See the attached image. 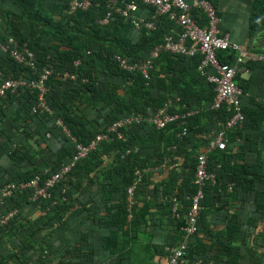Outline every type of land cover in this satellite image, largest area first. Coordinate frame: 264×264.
<instances>
[{
    "label": "crops",
    "instance_id": "crops-1",
    "mask_svg": "<svg viewBox=\"0 0 264 264\" xmlns=\"http://www.w3.org/2000/svg\"><path fill=\"white\" fill-rule=\"evenodd\" d=\"M65 1L35 0L31 5V10L30 8L25 10L23 3L16 4L12 0H0V41L2 37L5 38L8 35L9 24L13 21L24 37L30 38V26L35 21L29 19L31 16L32 19L36 17L38 20L35 22L34 32L37 33L40 42L43 45H59L53 32L40 20L46 18L52 20L53 23H60L65 19V15H75L64 7ZM210 1L221 18V30L230 35L232 42L252 52H264V0ZM138 14L144 18H150L152 10L142 7ZM198 14L200 23L204 25V14L200 11ZM254 14L260 16V21L257 24L258 28L251 32V18ZM163 31L179 33L176 26L170 22L163 23ZM83 37H88V39L78 38V42H91L94 50L106 54L105 51L113 53L128 45L130 48L135 47L145 39L144 37L150 40L153 33L147 31L144 33L142 30H136L123 24L110 25L102 30H96L93 37L87 35ZM61 49L66 50L67 48L61 47ZM141 55L145 59L148 53L142 51ZM224 56L225 60L231 63L235 61L234 54ZM195 59L198 58L187 59L186 63H181L176 56L163 57L155 68L150 95L156 101L159 96L163 95L162 106L170 104L173 112L181 110L180 88L189 89L192 94L199 92V87L195 84L191 85V88L183 84V81L185 83L196 81L195 75L194 78L186 72ZM75 64L78 66L80 62ZM175 75L179 76L175 78ZM56 77L59 82H63L61 74ZM92 77L96 81L97 89L102 92V94L96 92L99 100L96 105H93V93H87L82 89L73 92L75 97L73 114L91 121L93 129L103 131L108 125V117L113 116V113L114 115L120 113V105L123 99L129 98L131 93L129 91L133 86L109 68H101L99 65L96 70L92 71ZM172 80H176V83L174 84ZM237 81L243 91L242 106L247 111H252V116L261 122L259 130H246L244 136L229 135L226 153L217 150L209 151L208 145L204 144L200 135L205 131H216L219 125L210 116L202 115L196 124L198 135L192 137L181 153L175 151L174 156H168L170 161L163 169L150 172L145 177L136 195L137 204L131 220L124 216L126 212L124 183L118 181L115 174H113L114 180L111 181L105 169L106 165L113 164V167L111 166L107 171L115 172L114 167L120 168L121 166L114 160H126L128 155L121 153L119 158H114V155L109 158L106 156L107 153L101 154L94 159L92 166L86 170H79L73 176L76 182L77 210L70 214V217L67 215V218L69 217L67 222L55 230L43 228L34 236H31V232L17 231L12 237H2L0 239V264H45V262L67 264L69 260H65L64 257H70L75 250V255L90 260L92 264H167L165 249L179 243L185 224L179 230L176 228L170 218L168 205L163 203L159 196L161 192L171 190L183 197L180 191L184 192L185 188L182 187L180 190H175V188L181 187L193 171L189 167L190 161L185 163L187 156L185 150L194 151V158L201 153H206L208 159L212 155L221 160L223 167L218 160L210 158L211 165L226 179H229L230 175L223 168L229 166L228 160H231V165L254 166V169H250L253 170L252 173L258 176L264 175V65L247 62L238 75ZM73 87L74 89L79 88L78 85ZM68 88V86L59 85L57 90L64 92ZM18 99V94L12 95L11 98H0V133H2V137L0 136V181L3 183H5L3 176H8V173L25 172L31 168L25 166L26 163L23 162L21 163L23 165L17 168L9 157L13 152L23 153L29 145L37 151L43 150L44 157L42 156L41 159L48 161V167L43 166L44 170L40 173H52V160H54L52 157L62 152V146L51 138L50 134H43L46 128L40 125L39 119L32 122L26 119L24 112H21L22 117H17L20 112ZM201 102L205 104L204 101ZM154 103L153 101L152 105H155ZM189 104L197 110L196 98L191 96ZM154 112L155 109L152 106L147 108L149 116ZM29 124L32 125L29 126ZM27 131L35 137L30 139ZM176 137L178 138V133ZM140 140L137 135V141ZM156 145L160 149L163 148V151L154 153L152 145L141 147V150L139 146L134 145L133 150L137 148V152L133 153L139 152L143 160L150 157L146 162L149 163L148 166L156 160L162 163L168 153L173 151L163 142ZM165 146H167L166 149ZM160 154H164V157L163 155V158L160 157ZM245 172L249 171L245 170ZM247 175V179L256 181L254 176ZM116 186H118L117 190L114 189ZM255 188L260 196L263 195L264 180L257 183ZM241 189L235 197H222L220 203L204 209L199 235L185 264H264V209L261 208L264 201L259 198L260 196L256 199V191L246 192ZM104 190L107 191L105 195ZM211 194L213 193L210 192ZM211 198V196L208 197V203L211 202ZM181 209H184V205L180 200ZM40 218V214L34 213L32 215L33 225H36ZM225 246L238 248L239 251H230L233 256L230 259L225 255L229 252ZM47 249L50 253V261L44 255ZM221 259L222 262H220Z\"/></svg>",
    "mask_w": 264,
    "mask_h": 264
},
{
    "label": "trees",
    "instance_id": "trees-1",
    "mask_svg": "<svg viewBox=\"0 0 264 264\" xmlns=\"http://www.w3.org/2000/svg\"><path fill=\"white\" fill-rule=\"evenodd\" d=\"M14 3H23L25 4L26 9L25 10H31V5L34 4L35 0H12ZM106 0H99L101 3L99 7H92L88 11H78L75 13V15H65V19L61 21L60 23H53L52 20H47L44 18V20H40V22H43L44 25L48 29H50L55 38L59 41V45H43L41 40L37 38V33L34 32V25L35 22H37L36 17L30 16L29 19L35 20L34 23H31L30 26V38H25L24 35L19 31L15 21L11 22L9 24L8 30L9 33L7 36H13L16 39L19 40L20 43H25L27 46L35 53L36 59L38 62L39 69L45 67L46 65L51 64L53 66V75L50 77L49 81L47 82V87L49 89V92L47 94V103L49 107L52 110V113H39V114H32L31 109L33 106L37 103L38 93L36 91H31L29 89H21L18 93L19 95V105H20V112L17 114V117H22V113H25L26 119H30L32 122H35L37 119L40 121V125L44 126L46 128V132L43 134H50V137L55 139L61 146H62V152L60 155L52 157L54 160L52 171L56 172L60 166L66 162H69L73 155L75 154L76 150V144L71 139V137L75 138L78 143L86 145L88 144L97 134H99L102 131H99L97 129H93L91 127V121L84 120L80 116H77L73 114L74 110V101L75 97L73 92H78L80 89L84 90L87 93H93L92 101L93 105H96L98 98V94H102L101 91L97 89L96 81L92 77V71L96 70L98 65L101 68H109L110 71H113L114 73L120 75L122 78L126 79L131 86V90L129 91L130 96L129 98H125L122 101V104L120 105L119 114H112L110 118L108 117V125L106 128L114 123L115 121L126 117L130 115L132 112L137 113H143L146 116H149L147 113V108L151 107L155 109V111L160 108L163 105V95L159 96V99L157 101L150 95V88L153 87V74L155 71L156 66L159 64L160 60L163 57L166 58H172V56H176L179 58L181 63H186L187 59H195L193 63L188 67V70H186L187 73L191 74L192 77H196V81L194 83H185L183 81V84H186V87H190L191 85L195 84L199 87V92L197 93H190L189 89H182L179 90L180 95V104L182 108L184 107L188 110H196L195 108H192V105H190V97H194L197 99V110H199V113L196 115H193L188 118V133L186 136L182 137L180 140L176 137V134L179 132L176 124H171L169 127H167L164 130H157L154 127H152L147 122L136 125L131 127L125 135L124 140H117L115 139L112 142H104L102 143L97 150L93 151L87 158L81 160L77 163L76 167L73 169L71 176H75V174L79 170H86V168H89L92 166L91 163H93L94 159L101 154H106V156L119 158L120 154H124L128 149H132L134 145H137L140 147H149L152 145V149L154 150V153H159V151H163V148L160 149L157 147L156 144H159L161 142L164 143V145H168L170 147L175 146L176 147V153L180 152L184 149V147L187 145L189 141L192 140V137H194L196 134L198 135V129H196V124L199 121V118L202 115H208L211 119H214L216 121V124L219 125V129L216 131H205V133H201L200 139L204 142V144L207 146L209 145L210 141L215 137V135L224 129L227 121L231 117L232 113L227 111L225 107H222L220 110H214L212 109V105L216 96L214 86L206 81L205 78H203L200 73L198 72V65L200 64L201 57L196 56L193 58H186L183 56L178 55H172V54H163L161 57L155 62L154 69L151 73L152 78L149 82V85L145 84L144 79L142 76L138 73L136 74H129L126 71H123L119 65L113 60V56L116 54L123 55L127 58H129L131 61H139L143 60V55H141V52H147L148 54L150 51L159 43L162 42L163 36L166 32L163 31V23H169L167 17H161L159 22L157 23V29L153 33V37L147 39V37H144L145 39L142 40L141 43L136 45L135 47L130 48L123 47L118 49L115 52H108L105 51L106 54L102 51H96L92 47L91 42H84L79 41L78 38L87 40L88 37L84 38V35L93 37L95 35L96 30H102L105 27H109L110 25H123L126 24L130 27L131 24L129 22L124 21L120 17H116L114 20H112L108 25H101L99 24V21L102 20L106 15V6H105ZM71 0L65 1V6L67 10H69V4ZM142 8V7H141ZM199 11H194L193 15L199 19ZM260 21L259 15H253L251 18V32L256 30L258 28V22ZM172 23V22H170ZM173 24V23H172ZM202 24V23H201ZM174 25V24H173ZM144 33L146 31L143 30ZM164 32V33H163ZM168 33V32H167ZM5 37V38H6ZM3 38V39H2ZM1 39L4 40L5 38L2 37ZM76 38V39H75ZM149 38V37H148ZM1 40V41H2ZM61 47H66V50H62ZM226 53H219V60L223 63H228V60H225ZM80 62L78 66H76V62ZM190 64V62H188ZM65 71L75 72L80 77H86L88 79L87 83H81L79 82H70V81H63L59 82L56 78L58 74H62ZM0 72L4 73L6 77H18L19 75L26 73V69L22 66L16 64L8 55L3 54L0 52ZM179 75H175V78ZM194 77V78H195ZM178 79V78H177ZM192 81V80H191ZM172 82L175 84L176 80H172ZM78 85L79 88H75L73 86ZM59 85H65L69 88L66 89L64 92H59L57 89L59 88ZM244 86V85H243ZM244 90V89H243ZM245 91V90H244ZM97 92V93H96ZM96 93V94H95ZM200 93V94H198ZM12 95H8V98H11ZM18 98V97H17ZM101 98V97H100ZM101 100V99H100ZM155 102V105H152V102ZM201 101H204L205 104L203 105ZM154 106V107H153ZM199 108V109H198ZM201 109V110H200ZM243 113L245 115V122L237 127L234 130L229 131V135H237V136H244L246 130H252L256 131L259 130L261 127L259 126L260 121L258 122L254 116H252V111H247L243 108ZM182 110V109H181ZM184 111V110H183ZM22 112V113H21ZM61 120L62 123L67 127V129L70 131L71 137L64 134L62 128H60L57 125V121ZM253 121V123H252ZM32 124H29L31 126ZM105 128V129H106ZM152 128V129H150ZM104 129V130H105ZM103 130V131H104ZM29 138H34L35 136H32V133H29ZM137 135H139L140 141H137ZM0 136L2 137V133H0ZM40 138H42V135H40ZM250 138V136L246 135ZM150 143V144H148ZM149 145V146H148ZM1 144V148H2ZM167 146H165L166 149ZM195 149V148H194ZM107 151V152H106ZM221 153H226L225 151L217 150ZM187 156L185 158L186 161H190L191 165L189 166L193 171L189 178L184 182L181 187L178 186L175 188V190H180L182 187L185 188V191L182 192L183 197L179 196V194L169 191H163L161 192V196H163V200H161L163 203L167 204L170 209V218L173 223H175L176 228L181 229V227L185 224V218L184 215L188 212L189 206H190V197H192L196 192V186L194 184V178L196 173V165H197V156L194 158L193 155H195L194 151H186ZM139 153V152H138ZM138 153H131L128 155L126 160H117L114 161L116 163H119L121 166L120 168L114 167L115 172H111L110 167H113V164L110 166H105L106 172L108 174V178L113 181L114 177L113 174H115V177L118 181H122L124 183V193H125V199H126V192L128 186L132 183L133 180V174L134 169L136 167H145L148 166L146 163L149 161V158L146 160H143L141 156ZM138 154V155H135ZM172 154V155H171ZM164 157V154H160V157ZM44 157V151L35 150L31 145L27 148V150L23 153L20 151L13 152L9 157L14 163V165L17 168H20L23 163H26L25 166H30L31 168L28 169L25 172H16L15 174L8 173V176H3L4 182L0 181V186H3L9 182H19V181H28L31 178H33L36 174L42 172L44 168L48 167V161L45 159H41V157ZM168 156H174V152L168 153ZM162 157V158H163ZM225 157H227L225 155ZM211 159L218 160L216 157L214 158L212 155L210 156ZM209 158V169L211 171H215L217 175V179L215 183H208L205 190H204V199L202 201V207L203 210L200 214L199 219V232L201 227V219L204 216V209L207 208L210 205H215L220 203L222 197H235L238 193V190L241 189V191H256V199L260 196L257 189L255 188L257 183H261L264 180V175L258 176V174L252 173V167L247 166H237V165H231V160H228L229 166H225L223 169L230 175L229 179H226L222 177V174L220 171H217V169L211 165ZM164 160V159H163ZM51 162V163H52ZM218 163H221V166L223 167V163L221 160H218ZM101 164V163H99ZM98 164V165H99ZM160 162L157 160L154 161L150 166L152 165H158ZM51 165V164H50ZM143 165V166H142ZM254 169V168H253ZM245 170H248L249 172H245ZM52 172V173H53ZM1 173V172H0ZM50 174V173H49ZM246 174L252 175L256 178V181L249 180L246 177ZM149 175V174H148ZM247 175V176H248ZM118 177V178H117ZM146 177V176H145ZM74 178V177H73ZM146 179V178H144ZM262 180V181H261ZM144 181V180H143ZM233 184L232 190L229 192L228 186ZM76 182H72L69 184L68 190L65 192V194L61 195L59 188L55 189L53 196L54 199L58 202L55 207H52L49 209V211L45 215H41V218L39 221H37L36 225H33V219L31 218L34 212L36 211V208L31 205V203L28 201V197L26 193L18 194L14 198L10 199V201L7 202V204L0 208L1 212H7L12 209H19L20 215L17 220H14L11 222L10 226L7 228H0V239L2 237H12L14 234H16L17 231L19 232H31V236L36 235L39 233L43 228L44 229H57L60 228L61 225H64L67 220L70 217V214L75 213L77 210V200L75 199L76 191ZM115 190L118 189V186L114 188ZM173 189V191H175ZM138 192V191H137ZM210 192L213 194L210 195ZM229 192V193H227ZM107 191H103V194L105 195ZM161 196H159V199H161ZM211 196V202L208 201V197ZM175 197L179 201L181 200L184 205V209L180 210V218L173 219L171 215V201L172 198ZM261 200L264 201V194L259 197ZM211 203V204H210ZM261 205V208L264 209V202ZM126 204V203H125ZM49 205V204H48ZM126 207V205H125ZM29 208V209H28ZM28 209V211H26ZM126 212L124 213L125 218L127 219V207ZM67 215L69 217L67 218ZM66 218V219H65ZM235 227V225H234ZM29 229V230H28ZM199 232L195 235L193 238L189 250L187 252V258L191 254L192 249L194 248V243L199 235ZM226 250H229V252H226L225 255L229 256L230 259H232L231 252L236 251L238 252V248H232L231 246H225ZM48 250V249H47ZM231 251V252H230ZM76 250L70 257L65 256V260H69L67 264H92L90 260L84 259L83 257L79 255H75ZM24 255V254H23ZM17 257V255H15ZM13 258V257H11ZM239 258V257H238ZM237 258V259H238ZM259 258V257H258ZM48 261H50V257H47ZM236 259V260H237ZM235 260V259H234ZM222 262V259L220 260ZM231 262V260H230ZM261 263V262H258ZM45 264H50L49 262H45ZM215 264V263H214Z\"/></svg>",
    "mask_w": 264,
    "mask_h": 264
},
{
    "label": "built area",
    "instance_id": "built-area-1",
    "mask_svg": "<svg viewBox=\"0 0 264 264\" xmlns=\"http://www.w3.org/2000/svg\"><path fill=\"white\" fill-rule=\"evenodd\" d=\"M100 4L99 0H71L69 11L70 13L85 12L94 6L99 7ZM105 6L106 15L99 21L101 25H108L116 17H120L129 22L136 30L152 33L156 31L160 18L167 17L176 26L179 33H165L162 42L156 45L145 59L131 61L123 55L116 54L113 56V60L123 71L129 74H140L145 84L149 85L155 62L161 55L172 54L186 58L200 56L198 72L208 83L214 86L216 93L212 109L220 110L225 107L227 111L232 113L224 129L219 131L208 145L209 151H225L229 131L236 129L245 122L241 101L243 91L239 87L237 77L247 62L264 65V52H252L248 48L232 42L230 35L221 30V18L210 0H193L192 2L188 0H106ZM141 7L151 9L152 16L150 18L140 16L138 12ZM194 11H200L204 14V25L199 23L193 15ZM0 52L8 55L16 64L26 69V73L18 77H6L4 73L0 72V98L4 99L8 95L18 94L21 89L36 91L38 100L36 105L32 107L31 113H52L46 97L49 92L47 82L53 75V66L49 64L39 69L35 53L27 44L20 43L13 36H7L0 41ZM219 53L234 54L235 61L223 63L219 60ZM61 78L63 81L88 82L86 77L81 78L77 73L70 71L63 72ZM171 109L172 106L166 104L158 108L151 116L132 112L109 125L86 145L78 143L75 138L71 137L67 127L61 120H58L57 125L76 144L73 158L62 164L56 172L38 173L28 181L9 182L1 186L0 208L4 207L16 195L26 193L28 201L36 208L34 213L45 215L50 208L55 207L58 203L53 196L55 189L59 188L60 194L63 195L68 190L69 184L75 181L71 173L77 163L87 158L104 142H112L115 139L124 140L126 132L133 126L147 122L157 130H164L171 124H176L179 131L178 138L186 136L188 118L198 114L199 110H188L184 107L182 110L173 112ZM171 151L175 152L176 147L172 146ZM133 152H137V148L135 150L128 149L124 155H130ZM169 161L170 158L167 157L158 165L134 169L132 183L126 192L128 220L134 217L137 191L145 176L150 172L160 171ZM216 179V172L209 169L208 155L206 153L199 154L194 178L196 192L189 199L190 206L185 215V226L182 230L181 240L176 245L168 246L165 249L167 264L186 263L189 246L199 232L204 190L208 183H215ZM232 187L233 184L228 186L229 191L232 190ZM163 199L165 198L161 196V200ZM20 212L17 208L1 212L0 228L9 227L12 221L19 218ZM171 215L173 219L180 218V201L175 197L171 201ZM44 255L50 257L49 251L45 250Z\"/></svg>",
    "mask_w": 264,
    "mask_h": 264
}]
</instances>
